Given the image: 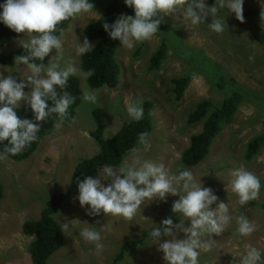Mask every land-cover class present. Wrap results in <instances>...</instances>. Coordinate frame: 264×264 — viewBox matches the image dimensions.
Returning a JSON list of instances; mask_svg holds the SVG:
<instances>
[{
	"label": "rangeland",
	"instance_id": "obj_1",
	"mask_svg": "<svg viewBox=\"0 0 264 264\" xmlns=\"http://www.w3.org/2000/svg\"><path fill=\"white\" fill-rule=\"evenodd\" d=\"M106 4L107 0H96L92 2L91 11L72 18L69 27L59 37L61 49L50 52L49 56H54V60L46 56L44 66L57 62L61 69L69 66L76 69L72 75L78 77L83 94L85 91L95 93L96 104L105 111L106 136L117 130L120 120L129 117L126 108L130 102L141 104L144 100H152L153 129L147 137L150 147L144 151L140 143L122 164H132L138 156L141 160L163 164L169 174H178L181 150L187 146L188 137L200 130V124L185 126V114L193 109V104L203 98L219 104L232 89L242 93L243 98L232 121L221 128L205 158L193 167L185 166L184 170H189L197 183L201 181L202 187L211 188L218 197L210 208H215L219 202L227 203L229 215L235 218L243 214L255 225L254 232L241 236L233 219L221 234L206 236L211 240V249L201 252L199 264H238L248 245L260 249L261 259L264 260V209L261 207L264 202V41L253 39L264 31V13L261 12L264 0H244L243 10H255L256 13L242 24H237L234 14L228 13L225 16L227 30L221 34L213 33L206 27L211 22L210 17L205 18L204 24L192 26L183 21L180 9L163 16L162 21L170 29L167 26L162 27L164 30L158 28L150 39L134 43L132 48L122 44L117 48L119 72L116 88L92 90L87 88L75 49L83 41L80 38L82 27L97 19L102 13L101 7ZM122 14L129 15L127 12ZM218 14L223 16L226 10L221 9ZM28 39L27 35L19 34L1 46L0 51L7 53L22 48L20 43ZM163 41L167 45L166 56L158 70L150 71L148 59ZM139 45L142 55L134 57L133 52ZM202 55L208 59L205 70L198 66ZM189 57H194V60ZM0 75H11L19 82L30 72L24 64H0ZM184 75L191 76V79L181 100L176 101L171 92V82L173 78ZM220 81L223 88L217 84H221ZM24 91L30 92L31 86ZM91 105L83 100L72 122L65 126L58 124L26 160L15 162L4 155L0 159V185L3 189L0 199V264H28L31 261L26 248L31 238L22 234L21 224L25 220L37 219L45 203L67 187L79 159L97 152L96 143L84 135L95 125L90 115ZM257 135L262 138L258 152L251 160H246L243 157L246 144ZM241 166L258 176L261 182L258 196L244 206L237 203L238 198L230 187L232 170ZM102 183L107 184V181ZM177 199L178 196L167 195L163 201H145L140 213L138 211L132 220L103 213L90 216L85 212L87 205L81 208L76 196L65 200L54 214V219L60 226L71 220L80 223L74 222L75 227L70 232L62 230V246L48 259V264H111L122 243L139 238L141 242L130 251H125L117 264H166L163 253L158 250V244L153 243L149 232L165 218L174 216L173 224L183 220L179 213L171 211L172 203ZM83 222L100 232L102 249L97 250L94 244L78 235L81 228L88 226ZM188 223L184 219L185 227ZM175 235L177 239L183 238V233L179 231ZM166 239L169 237L161 236L159 242Z\"/></svg>",
	"mask_w": 264,
	"mask_h": 264
},
{
	"label": "clouds",
	"instance_id": "obj_2",
	"mask_svg": "<svg viewBox=\"0 0 264 264\" xmlns=\"http://www.w3.org/2000/svg\"><path fill=\"white\" fill-rule=\"evenodd\" d=\"M244 0H215L212 6H206V0H124L133 15L120 14L113 23H103L102 27L108 37L118 40L120 44L132 48L134 43L150 39L158 32L163 16L179 13L183 21L196 26L204 24L206 17L211 22L206 27L213 33L221 34L227 30L225 16L232 13L237 21L243 22ZM93 8L90 0H3L0 2V23L16 33H24L29 39L20 43L25 55H18L14 61L27 66L30 75L24 80H18L11 75H0V144L7 141L3 154L16 155L37 140L41 121L55 113L62 118L73 102L67 93L58 94V89L66 87L70 74L76 69L69 66L61 69L57 62H51L45 67L34 61H44L53 50H60L61 41L56 32V26L81 13H87ZM226 14L220 16V10ZM92 45L85 37L75 49L77 55L91 51ZM54 60V56H49ZM43 73V74H42ZM90 74V73H89ZM30 92H25L27 86ZM83 100L95 104L97 96L91 91H85ZM23 101L32 113L31 118H21L16 109ZM49 102H51L49 104ZM127 113L134 121L143 117V108L138 102L127 105ZM87 135V133H84ZM139 143L147 151V133L139 134ZM138 151V150H137ZM107 181V184L102 183ZM231 191L237 196L241 206L254 200L260 190L261 182L258 176L239 167L231 172ZM76 200L87 215L99 216L101 213L113 217L132 220L140 213L145 201H163L167 195L178 196L173 201L171 211L183 217L179 223L173 224L171 218L160 221L153 227L149 237L158 244V250L163 253L166 264H199L201 252L211 249L210 239L206 236L221 234L225 227L235 219L236 231L241 236L250 235L255 231L252 224L243 214L233 218L229 215L227 203H216L218 197L209 187H202L201 181L194 180L189 170H181L178 174H169L163 164L150 160H141L138 156L132 164H121L113 167L105 164L93 178L84 176L76 183ZM74 197V196H72ZM184 219L188 226H184ZM77 220L61 223L64 232H70ZM78 235L86 242L94 244L97 250L102 249L101 234L87 222ZM176 231L183 233L182 239L176 238ZM161 236L169 239L159 242ZM262 253L257 247L246 246L238 264H264ZM28 264H31L28 262Z\"/></svg>",
	"mask_w": 264,
	"mask_h": 264
},
{
	"label": "trees",
	"instance_id": "obj_3",
	"mask_svg": "<svg viewBox=\"0 0 264 264\" xmlns=\"http://www.w3.org/2000/svg\"><path fill=\"white\" fill-rule=\"evenodd\" d=\"M94 1L96 0H90V3ZM0 2H3V0H0ZM214 3L215 0H206L207 5H212ZM101 9L102 13L100 16L85 24L81 29L82 32H80V38L83 40L86 37L92 45L91 51L78 56L79 67L85 74L87 88L92 90L101 89L102 87L115 89L118 84L119 64L116 59V50L120 43L118 40H113L108 37L102 24L113 23L123 12L133 15L132 9L125 6L124 0H107V4L101 7ZM261 12L264 13V10H261ZM255 13V10H243V21ZM71 21L72 18L61 21L56 26V32L54 34L59 38L61 33L69 27ZM236 22L237 24L243 23L237 20ZM166 26L170 29L169 26L162 21L158 28L164 30L162 27ZM19 34L24 33H16L0 23V47L12 41ZM253 39L263 42L264 31L258 33ZM182 44L181 42V45ZM141 52L142 47L139 45L133 52L134 57L142 55ZM166 52L167 45L163 41L152 51L148 59L150 71L159 69L166 56ZM25 54L23 48L13 49L7 53L0 51V64L4 66H13L16 63L14 58L18 55ZM182 57L187 58L185 56ZM189 59L194 60V57H189ZM200 59L201 63L198 66L205 70L208 59L205 55H202ZM34 62L44 65L47 63V59L45 58L44 61L37 60ZM211 72L213 71L211 70ZM217 75L219 76V74ZM190 79L191 76L185 75L172 79L171 92L174 100H181ZM220 82L221 84H217H219L220 88H223V82ZM57 91L58 94L67 92L72 97L73 102L69 105L66 114L62 118L58 117L55 113L50 114L45 120L39 122L41 127L37 133L36 141L32 142L19 154H3L4 156L15 162L24 161L36 151L39 143L45 137L52 134L58 124L65 126L72 122L77 110H79L83 102V91L81 90L78 77L70 74L66 87L63 90L58 89ZM227 93L228 95L224 97L219 104L212 102L210 99L203 98L193 104V109L185 114V126L188 127L194 124H200V130L192 133L188 137L187 146L181 150L179 163L177 164L179 171L184 170L185 166L193 167L201 162L208 154V150L221 128L232 121L233 115L243 95L236 89H232L231 91L228 90ZM50 103L51 102H49V104ZM153 104L154 102L152 100L142 101L140 104L143 108L142 119L134 121L130 116L124 117L119 121L117 130L107 136L105 135V111L96 103L91 105L90 115L95 125L93 129L87 130V136L96 143L98 147L97 152L91 156L79 159L72 170L67 187H65L63 191L54 194L45 203L37 219L25 220L21 224L22 234L31 238L26 245L31 264H48V259L62 246L64 239L63 231L59 223L54 219V214L60 210L65 200H69L72 196H76V183L82 180L84 176L94 177L98 170L105 164L113 167L119 166L122 164L125 157L140 144L139 134L144 132L147 133L148 137L153 129V118L151 116ZM112 108H114V105H112ZM16 111L21 118L32 117L30 109H28L27 105L24 103L20 104V107L17 108ZM261 139V136L257 135L249 140L244 151V159L251 160V158L257 154ZM5 145H7V141L0 144L1 154L3 153V147ZM2 195L3 189L0 185V199ZM261 207L264 209V202ZM170 218L172 221L175 220L174 216ZM141 240V238L137 240L130 239L122 243L120 252L111 264H117V262L122 259L123 253L125 251H130L133 247L138 245Z\"/></svg>",
	"mask_w": 264,
	"mask_h": 264
}]
</instances>
